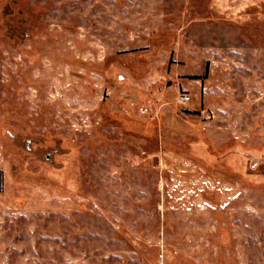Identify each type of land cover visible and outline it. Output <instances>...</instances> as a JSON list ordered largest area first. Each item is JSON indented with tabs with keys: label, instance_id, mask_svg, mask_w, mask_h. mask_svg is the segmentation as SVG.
Instances as JSON below:
<instances>
[{
	"label": "rangeland",
	"instance_id": "1",
	"mask_svg": "<svg viewBox=\"0 0 264 264\" xmlns=\"http://www.w3.org/2000/svg\"><path fill=\"white\" fill-rule=\"evenodd\" d=\"M0 264H264V0H0Z\"/></svg>",
	"mask_w": 264,
	"mask_h": 264
},
{
	"label": "built area",
	"instance_id": "2",
	"mask_svg": "<svg viewBox=\"0 0 264 264\" xmlns=\"http://www.w3.org/2000/svg\"><path fill=\"white\" fill-rule=\"evenodd\" d=\"M179 100H180V103L182 105H184V104H187V103H189L191 101V97L188 94H184V95H181L180 96V99Z\"/></svg>",
	"mask_w": 264,
	"mask_h": 264
}]
</instances>
